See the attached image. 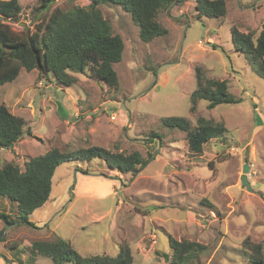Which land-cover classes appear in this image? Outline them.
<instances>
[{
  "label": "rangeland",
  "instance_id": "rangeland-1",
  "mask_svg": "<svg viewBox=\"0 0 264 264\" xmlns=\"http://www.w3.org/2000/svg\"><path fill=\"white\" fill-rule=\"evenodd\" d=\"M19 1L21 17L9 23L30 32L56 7L90 3L58 0L49 11L37 12L40 0ZM226 4L225 16L208 17L199 15L196 0H173L158 15L169 32L150 42L141 39L139 26L120 5L102 4L125 43L115 64L117 88L77 72L74 85H62L38 68H22L0 87V104L23 116L25 129H31L13 147L0 148V168L16 162L24 169L29 158L55 146L139 150L145 158L154 154L135 174L117 172L100 157L59 165L50 198L29 216L34 226L2 221L4 264H55L50 256L34 255L32 244L58 236L82 255L113 257L127 243L134 264H170V236L206 245L193 264H252L244 240L264 245V77L234 47L231 32L236 26L258 35L264 28V0ZM198 65L207 76L226 79L242 100L209 108L208 100L200 99L192 110ZM170 115L184 116L193 126L199 116L223 121L228 132L206 143L202 154L193 153L185 131L163 125ZM245 163L252 191L241 183ZM16 210L0 197V211L16 217Z\"/></svg>",
  "mask_w": 264,
  "mask_h": 264
},
{
  "label": "trees",
  "instance_id": "trees-1",
  "mask_svg": "<svg viewBox=\"0 0 264 264\" xmlns=\"http://www.w3.org/2000/svg\"><path fill=\"white\" fill-rule=\"evenodd\" d=\"M58 0H40L35 11H49ZM173 0H90L87 6L75 5L70 9H52L30 32L27 27L15 30L9 21L21 17L22 5L19 0H0V87L15 80L21 69L28 71L38 68L41 74L52 73L62 85H74L78 77L73 73L89 75L99 85L117 88L119 77L115 64L123 58L125 43L119 33L103 14L102 4L114 3L128 12L139 26L140 37L150 42L169 31L159 21V11ZM200 16L222 17L227 13L226 0H196ZM234 47L245 54L253 69L264 77V28L256 35L254 31L232 28ZM213 49L218 46L208 44ZM196 87L190 95L192 110L200 99L208 100V107L222 103H237L242 99L229 90L226 79L206 75L203 66L195 68ZM163 125L186 132L189 150L202 154L204 146L214 138L226 136L228 128L223 121L199 116L193 126L184 116H166ZM23 116L14 114L9 107L0 104V148H11L26 132ZM159 139L163 137L156 133ZM154 154L145 158L139 150L130 153L112 152L100 146L62 150L55 146L46 153L29 158L24 169L16 162H6L0 168V197L8 198L17 208V216L0 211V218L6 224L26 223L33 225L30 214L44 205L50 198L53 176L56 168L74 159L90 161L95 157L105 160L108 166L120 173L133 174L139 171ZM4 229L0 231L3 235ZM173 255L170 264H193L199 260L206 245L194 240H177L170 236ZM244 253L252 264H264V245L250 238L244 240ZM34 255L50 256L55 264L71 261L76 264H134L131 246H120L116 256L82 255L69 241L60 236L53 240H35L32 244Z\"/></svg>",
  "mask_w": 264,
  "mask_h": 264
},
{
  "label": "water",
  "instance_id": "water-1",
  "mask_svg": "<svg viewBox=\"0 0 264 264\" xmlns=\"http://www.w3.org/2000/svg\"><path fill=\"white\" fill-rule=\"evenodd\" d=\"M249 163L244 164L243 173L241 175V183L242 185L246 186L248 190H253L249 178H248V171H249Z\"/></svg>",
  "mask_w": 264,
  "mask_h": 264
},
{
  "label": "crops",
  "instance_id": "crops-1",
  "mask_svg": "<svg viewBox=\"0 0 264 264\" xmlns=\"http://www.w3.org/2000/svg\"><path fill=\"white\" fill-rule=\"evenodd\" d=\"M0 226H2V219L0 218ZM3 228H0V230H2ZM0 264H4V259H0ZM18 264H20V263H18ZM28 264V263H27Z\"/></svg>",
  "mask_w": 264,
  "mask_h": 264
},
{
  "label": "built area",
  "instance_id": "built-area-1",
  "mask_svg": "<svg viewBox=\"0 0 264 264\" xmlns=\"http://www.w3.org/2000/svg\"><path fill=\"white\" fill-rule=\"evenodd\" d=\"M10 22V21H9Z\"/></svg>",
  "mask_w": 264,
  "mask_h": 264
}]
</instances>
